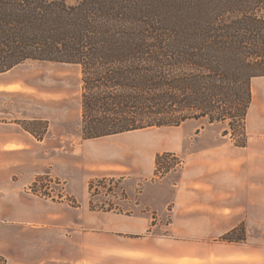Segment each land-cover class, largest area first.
<instances>
[{
    "label": "trees",
    "instance_id": "16d2710c",
    "mask_svg": "<svg viewBox=\"0 0 264 264\" xmlns=\"http://www.w3.org/2000/svg\"><path fill=\"white\" fill-rule=\"evenodd\" d=\"M28 60L80 66L83 139L203 118L244 147L264 0H0V73Z\"/></svg>",
    "mask_w": 264,
    "mask_h": 264
},
{
    "label": "crops",
    "instance_id": "0c3cea01",
    "mask_svg": "<svg viewBox=\"0 0 264 264\" xmlns=\"http://www.w3.org/2000/svg\"><path fill=\"white\" fill-rule=\"evenodd\" d=\"M250 90L244 147L234 145L214 124L184 126L164 140L148 143L112 138L125 132L92 138L81 144L85 170L79 196L70 188L66 195L75 205L35 198L39 203L26 205L19 216L37 223L45 210L65 206L68 218L53 222L72 229L68 247L73 245V264H264V239L249 235L255 230L264 233V75L251 78ZM9 124L17 145H27L25 132L31 128ZM162 152L182 156L176 180L166 173L157 183H142L136 198L123 190L122 203L109 202L118 209L97 206L90 179H122L124 163L136 176L132 181L148 177ZM125 202L132 204L125 207ZM240 224L245 240H220Z\"/></svg>",
    "mask_w": 264,
    "mask_h": 264
},
{
    "label": "rangeland",
    "instance_id": "374dc122",
    "mask_svg": "<svg viewBox=\"0 0 264 264\" xmlns=\"http://www.w3.org/2000/svg\"><path fill=\"white\" fill-rule=\"evenodd\" d=\"M76 1L69 0L71 3ZM81 92V69L77 64L28 60L0 74V264L74 263L73 245L68 247L71 227L57 226L53 222L57 218H68L65 206L55 204L57 210H45L43 220H39L41 223L38 220L37 223L22 221L24 219L19 215L26 205L34 207L39 203L40 200L35 198L68 200L71 198L66 196L69 188L79 196V179L85 170L81 144L92 141L82 138ZM14 122L23 128H31L30 134L25 132L27 145H17L15 132L9 129L12 126L9 123ZM211 124L217 126L220 133L229 130L227 120ZM205 125H209L206 119H188L178 126L129 130L112 138L119 143H148L164 140L183 130L184 126ZM44 126L45 130L39 136ZM16 128L21 131L20 127ZM226 135L230 138L229 133ZM168 153L157 171L135 181L130 179L136 178L130 173L131 165L124 163V177H118L120 181L115 188L125 190L130 196L134 194L136 198L142 183H157L166 173L176 180L183 159L180 154ZM176 157L179 160H175ZM176 162L181 163L175 165ZM99 179L97 176L90 179L97 184L92 195L96 204L107 206L110 200L122 203L123 197H112L104 187H99L96 182ZM127 204L132 202H125L124 206ZM249 235L264 239L262 230Z\"/></svg>",
    "mask_w": 264,
    "mask_h": 264
},
{
    "label": "built area",
    "instance_id": "2783aa9c",
    "mask_svg": "<svg viewBox=\"0 0 264 264\" xmlns=\"http://www.w3.org/2000/svg\"><path fill=\"white\" fill-rule=\"evenodd\" d=\"M175 160H179L178 157L175 158ZM181 162H176L175 165H178L180 164ZM119 178L118 177H106V178H103L101 179V181H96L99 183V187H104L106 191H109L108 192V195H111L112 197H115V196H121L123 197V191L122 189H116L115 187L118 185L119 181L118 180ZM97 184H93V187H92V195H93V191L95 190V188L97 187L96 186ZM33 189V188H32ZM36 190V189H35ZM34 190V191H35ZM66 197V196H65ZM72 198L70 199H66L67 202L70 204V203H74L73 205H75V201L73 202V200L71 201ZM71 205V204H70ZM107 206H105V203H99L97 206L101 209V208H110V209H118V206H112L110 203H107L106 204Z\"/></svg>",
    "mask_w": 264,
    "mask_h": 264
}]
</instances>
